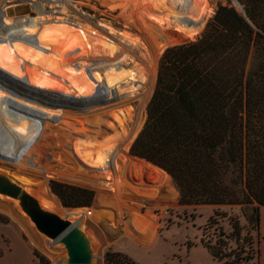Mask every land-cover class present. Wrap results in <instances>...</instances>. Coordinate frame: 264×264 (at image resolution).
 Segmentation results:
<instances>
[{"label": "trees", "instance_id": "16d2710c", "mask_svg": "<svg viewBox=\"0 0 264 264\" xmlns=\"http://www.w3.org/2000/svg\"><path fill=\"white\" fill-rule=\"evenodd\" d=\"M238 1L245 13L228 0L198 40L165 50L147 119L131 154L169 174L181 205L239 207L249 229L231 217V231H225L220 226L225 215L216 211L201 242L220 263L254 264L260 256L254 233L264 207V0ZM143 17L162 27L158 15L147 10ZM201 30H195L198 36ZM181 40L174 35L166 46ZM51 189L67 208L91 207L96 196L91 189L57 181ZM0 223L10 220L0 214ZM34 254L41 264H50ZM105 264L138 263L109 250Z\"/></svg>", "mask_w": 264, "mask_h": 264}, {"label": "bare ground", "instance_id": "6f19581e", "mask_svg": "<svg viewBox=\"0 0 264 264\" xmlns=\"http://www.w3.org/2000/svg\"><path fill=\"white\" fill-rule=\"evenodd\" d=\"M13 1L0 0V6ZM49 1L51 7L44 1H33L32 7L37 15L36 18L30 15L9 16L8 8L11 6L0 8V85L8 91L10 87H13L11 89L19 87L21 92L44 96L47 103L65 109L37 108L28 103L26 98L18 96V94L24 95L19 93V90H17L18 94L10 91V95L0 90V97L5 99H0V146L10 156L9 162L17 163L20 167L41 169L46 178L55 175L51 172L49 163H71L70 178L79 177L78 179L81 180L84 178V181L89 182L96 190L110 187L117 193L119 207L126 206L122 202L123 199L121 200L122 195L126 193L133 194L141 200L155 199L159 192L158 186L145 182L144 178L155 174L167 180L170 178L169 174L130 155L128 151L142 125L145 100L154 89L156 82L158 55L162 53L161 42L154 32L156 24L151 21L138 29L149 45L146 44L144 54L136 56L123 44L122 39L117 40L113 36L111 26L101 23L94 25L85 14L77 17L85 26L92 29L89 40L82 35V29L53 20L54 15L58 13L54 11L56 8L72 12L74 7L71 0ZM181 2H179L181 5H186L187 1L181 0ZM48 7L51 10H48ZM210 11L208 8L201 11L197 18L209 16ZM33 20L35 26L31 25L32 29L29 26ZM177 25L181 26L179 22ZM54 29L57 31L56 34L51 31ZM186 31L193 35L191 31ZM94 35L101 40H97L100 44L98 47L94 43L96 42L93 40ZM101 53L102 56L105 54L104 57L94 58L95 54ZM126 58L136 60L137 64L133 70H125L127 72L122 76L119 74L122 72L120 63ZM98 68L103 71L111 69L118 74L113 75L112 78L106 77L107 83L103 84L99 70L95 72ZM127 78L135 85L131 86L130 92H127L131 94L130 96L127 93V96H121L122 88L117 87L116 84L120 82L119 80ZM64 95L68 97L73 95L83 100L71 102L70 105ZM137 96L140 97V102L133 113L130 107L120 110L115 117L125 136L124 144L117 148L108 160L98 162L99 152L104 148L99 136L103 134V126L108 124L106 118L110 111L108 109L127 105ZM6 106H10L13 110L9 113ZM55 118L69 120L58 122ZM73 121L83 125V128L74 131V128H71L73 127L71 125L75 124ZM128 122H131L129 129L126 128ZM62 124L70 129L62 131ZM49 151H57V154ZM0 159L8 160L1 153ZM87 163H92L93 166L89 167ZM138 181L143 184H137ZM41 187L42 185L35 189V192L47 201L46 206L52 212L63 217L68 216L73 221L78 230L76 235L83 232L86 222L113 221L110 214L99 212L96 208L90 212L85 208H62L56 196L46 186ZM105 203H107L106 198L99 192L95 204ZM131 210L132 219L126 228V234L131 238L139 236V240L144 244L151 243L156 235L157 225L153 220L157 216L151 212L141 214L137 210ZM0 212L11 214L10 208L4 205H0ZM47 253L58 261V264H69V257L59 260V257L55 256L56 252L49 248ZM90 254L91 260L88 264H99L103 260L102 254L95 245L90 249Z\"/></svg>", "mask_w": 264, "mask_h": 264}, {"label": "rangeland", "instance_id": "374dc122", "mask_svg": "<svg viewBox=\"0 0 264 264\" xmlns=\"http://www.w3.org/2000/svg\"><path fill=\"white\" fill-rule=\"evenodd\" d=\"M33 1L34 0H14L12 3L1 5L0 8H2L3 6H11L8 8L9 16L22 17L25 15H30V17L36 18L37 15L33 11L32 7ZM39 1L48 3L49 7L52 6L49 0ZM132 1L133 2H128L127 0H71L74 10L71 12L69 10H61L58 8H56L55 10L52 9L58 12L54 15L53 20L64 22L68 25H71V27L74 26L82 29V35L86 37V40H89V35L90 33H92V29L90 30V28L85 26L83 24L84 22L82 23L80 19L78 20L77 17L81 14H85L86 17H89L91 19L94 25L101 23L105 25L108 24L107 26L109 27L111 26V29H113V36H115L117 40L122 39L123 44L126 45L128 49L132 51V53L136 56L144 54L146 50V44L147 46L149 45L147 40H145L138 29L145 26L151 21L154 22L156 24L154 32L162 45V53L158 55L159 57L157 61L156 76L158 77L159 61L165 50L168 49L170 45L178 46L198 40L201 37V34L204 31L207 23L213 17L217 8L220 5H226L228 3V0H186L188 3L186 2V5H181V0L179 1L181 2V4L177 0H144L145 2L143 3V6L147 7L143 8L138 0ZM49 7L48 10H51L49 9ZM152 7H154L156 11L153 10ZM207 8L211 10L209 16H203L201 19H198L197 15L201 11H205ZM147 10L163 19L162 27H160L158 22H156L155 20L143 17L144 13ZM140 18H142V21H140L139 24H136V22L140 20ZM205 20L206 22L201 30V26ZM178 22L181 24V26L177 25ZM31 25L35 26V20L30 22L29 28H32ZM186 30L191 31L193 35H190V33H188V31ZM195 30H201L199 36L197 35V32ZM51 31L54 34H56L57 32L55 29ZM174 35L180 36V38L182 39L181 43H169L168 46H166V42ZM94 37L96 38L93 39L94 41L96 40V42L94 43L95 45L97 44L96 46L98 47L100 44H98L97 42L101 40L100 38L96 37V35H94ZM86 40L85 42H87ZM104 55L105 54H103L102 56V53L95 54L94 58H101L104 57ZM124 61L120 63L122 72L119 74L122 76H124L128 70H133L137 64L136 60L130 58H126V60ZM125 70L127 71L125 72ZM97 71L102 76L103 84L107 83V78H112L113 75L116 76L118 74L116 71L111 69H105L103 71L102 69L100 70L98 68L95 70V72ZM119 81L120 82H117L116 86L122 88L121 90L123 94L121 96H127V94L128 96H130L131 94L127 92L131 91L129 89L131 88V86L133 87L135 83L133 81L131 82V80H129L128 78ZM156 82L154 85V89L145 100L142 125L138 133L136 134L135 139H133L131 142L128 151L130 155H132V145L134 144L146 122L147 107L154 94ZM113 87L115 86H112V88ZM11 88L13 87H10V91H20L19 87L15 88L16 90ZM0 90L4 91L5 94L10 95V91L5 89L4 86L0 85ZM55 92L57 93V91ZM19 93L24 95H19L18 92L16 94H18V96L22 98H26L25 100L28 101V103L37 108L40 107L42 109L56 110L65 109L64 107H57L47 103L44 96L34 95L33 93L31 94V92L29 93L20 91ZM1 98L2 97H0V99ZM64 98L70 102V105L71 102L74 103L83 100L80 98L78 99V97H75L73 95H70L69 97L64 95ZM3 99L4 98H2V100ZM139 102L140 97L137 96L133 98L127 105H120L108 109L110 110L108 111L106 117L108 120V124L103 126V134L99 136V140L104 143V148L99 152L100 157L98 159V162L108 160L112 153L124 144L125 136L115 119V117H117V114L120 113V110H126L130 107L131 112L133 113L137 109ZM6 109L9 111V113L13 110L10 106H6ZM55 119L58 122H62L61 120H69L61 118ZM73 122H75V124L71 125L73 126L71 128H74V131L83 128V125L76 123V121ZM126 126V128L129 129L131 127V122H128ZM65 129L70 128L62 124L61 130L66 131ZM49 152H54L55 154L57 151ZM0 153L1 155L5 156L6 159H8H5L6 161L0 159V173L11 177L16 182L26 187V189L32 195L40 200L42 206L50 211L52 210L46 206L47 201L44 200V198L37 192H35V189H38L40 185H42L41 188L46 186L54 196L56 195L51 189L52 181L80 186L95 191L96 196L93 205L85 209L91 211L92 209L96 208L99 212H103L108 215L110 214L113 217V221L103 220L97 221L95 223L86 222V227L83 229V235L86 238L87 242L90 243V248L95 245L98 247L99 252L102 254L103 260L100 261L99 264H105V254L109 250L123 253L129 256L138 264H223L222 262L220 263L215 260L204 248L201 242L204 228L206 227L209 219L214 215L216 211H219L220 213H223L225 215L220 220V226H222L225 231H231V228L229 226V218L231 217H237L240 221V224L244 228L249 229L247 219L239 207L217 208L213 206L181 205L179 189L177 188L171 177L167 180H164L157 175L152 174L151 177L144 178L145 182L151 184L154 183L158 186V196L152 200H141L139 197H136L133 194L126 193L121 197V200L123 199L122 202H124V204L126 205L122 206V208L117 204V193H115V191L110 187H105L102 190H96L91 184H89V182L84 181V178L82 180L78 179L79 177L77 179L70 178V174L72 173V170L70 168L72 166L71 163H49L52 168L51 172H53L55 175L50 178H46L44 172L41 171V169L37 170L32 167H20L17 163L9 162L11 158L9 155H7V152L4 151L1 146ZM87 165L89 167L93 166L92 163H87ZM94 172H96V168H94ZM137 184L143 183L138 181ZM99 192L106 198L107 203L99 205L95 204ZM56 198L60 202L62 208L72 209L63 206L60 199L57 196ZM49 199L51 200L50 197ZM0 205H4L10 208L11 214L2 212H0V214L8 217L10 223H12L17 229L21 231L23 239L27 243H29L30 246H32L34 252L36 251L37 253L46 257L50 264H58V261H56L47 253L48 248L56 252L55 256L59 257V260L68 259V252L65 246L62 243H55L53 240H49L47 237L39 233L29 217L20 209L17 201L10 198L0 197ZM131 209L137 210L141 214H147L151 212L153 215L157 216V218L153 220V222L157 225L156 235L151 243L144 244L139 240V236L137 238H131L126 234V228L130 225L132 219ZM259 216V231L254 234L258 236V239L260 241V256L254 264H264V207L260 208ZM213 232L214 229L211 230V234ZM0 255H2L1 246Z\"/></svg>", "mask_w": 264, "mask_h": 264}, {"label": "water", "instance_id": "95a60500", "mask_svg": "<svg viewBox=\"0 0 264 264\" xmlns=\"http://www.w3.org/2000/svg\"><path fill=\"white\" fill-rule=\"evenodd\" d=\"M232 1L241 12L245 13L238 0ZM0 197L17 201L20 209L29 217L39 233L49 240L61 242L68 252L69 264H88L90 262L91 248L89 242H87L83 232L76 235L78 230L68 216L63 217L44 208L40 201L27 191L26 187L3 173H0Z\"/></svg>", "mask_w": 264, "mask_h": 264}, {"label": "crops", "instance_id": "0c3cea01", "mask_svg": "<svg viewBox=\"0 0 264 264\" xmlns=\"http://www.w3.org/2000/svg\"><path fill=\"white\" fill-rule=\"evenodd\" d=\"M0 264H41L34 249L27 243L19 229L12 223H0Z\"/></svg>", "mask_w": 264, "mask_h": 264}]
</instances>
